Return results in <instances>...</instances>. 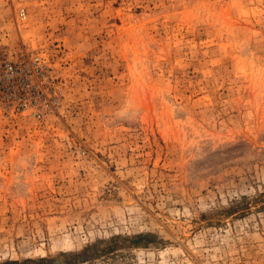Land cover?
Listing matches in <instances>:
<instances>
[{
    "label": "rangeland",
    "instance_id": "1",
    "mask_svg": "<svg viewBox=\"0 0 264 264\" xmlns=\"http://www.w3.org/2000/svg\"><path fill=\"white\" fill-rule=\"evenodd\" d=\"M38 257L264 264V0H0V264Z\"/></svg>",
    "mask_w": 264,
    "mask_h": 264
},
{
    "label": "trees",
    "instance_id": "2",
    "mask_svg": "<svg viewBox=\"0 0 264 264\" xmlns=\"http://www.w3.org/2000/svg\"><path fill=\"white\" fill-rule=\"evenodd\" d=\"M137 236H146L144 234L136 235ZM84 252L82 251L80 254H83ZM8 262H11L12 264H49L51 262V258L49 257H38V258H26L24 260L18 261V260H10Z\"/></svg>",
    "mask_w": 264,
    "mask_h": 264
}]
</instances>
